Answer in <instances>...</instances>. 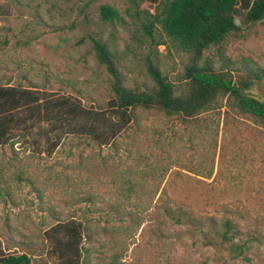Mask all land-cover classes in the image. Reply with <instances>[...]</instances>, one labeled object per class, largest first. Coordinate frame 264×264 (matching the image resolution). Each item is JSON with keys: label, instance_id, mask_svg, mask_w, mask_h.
I'll list each match as a JSON object with an SVG mask.
<instances>
[{"label": "rangeland", "instance_id": "rangeland-1", "mask_svg": "<svg viewBox=\"0 0 264 264\" xmlns=\"http://www.w3.org/2000/svg\"><path fill=\"white\" fill-rule=\"evenodd\" d=\"M159 1L0 0V85L70 95L109 112L114 79L97 61L100 40L127 88L154 87L153 64L182 94L189 55L159 30L144 31L146 11L154 14ZM104 6L119 18L104 20ZM236 18L243 26L225 52L212 47L205 57L216 71L248 80L245 69L264 70V20ZM251 92L264 100V79ZM227 99L187 120L139 110L106 146L68 135L49 154L55 138L38 127L15 131L14 143L0 145V255L56 264L45 232L76 219L84 225L82 264H264V125L229 109ZM176 208L238 220L245 256L169 218L166 209L177 215Z\"/></svg>", "mask_w": 264, "mask_h": 264}, {"label": "trees", "instance_id": "trees-1", "mask_svg": "<svg viewBox=\"0 0 264 264\" xmlns=\"http://www.w3.org/2000/svg\"><path fill=\"white\" fill-rule=\"evenodd\" d=\"M101 14L108 21L119 18L109 6L102 7ZM146 14L149 20L144 31L150 37L154 30H159L176 49L189 55L183 76L188 88L185 92L178 95L172 82L153 64L148 73L154 87L143 91L127 88L117 68L116 55L106 43L97 40L94 42L97 61L114 79L110 111L87 108L80 99L70 95L0 85V145L14 143L15 131L31 134L38 127L37 132L43 137L56 139L49 154L68 135L90 137L106 146L135 120L139 110L187 120L219 106V100L225 98L229 109L264 125V100L251 92L256 82L264 79V70L245 69L250 73L248 80L234 79L228 71H216L212 61L205 57L212 47L220 57L225 52L229 37L241 31L235 24L237 16L245 17L252 24L264 20V0H161L154 14L149 11ZM42 123H45L43 127ZM175 213L166 209L167 216L178 224H183L185 219L206 237L214 234L236 258L245 256L248 245L236 243L242 233L238 220L226 214L223 219L215 215L192 218L177 208ZM45 237L49 246L47 253L56 264H82L85 237L80 221L58 222L45 232ZM0 264L32 262L27 254H10L0 255Z\"/></svg>", "mask_w": 264, "mask_h": 264}, {"label": "water", "instance_id": "water-1", "mask_svg": "<svg viewBox=\"0 0 264 264\" xmlns=\"http://www.w3.org/2000/svg\"><path fill=\"white\" fill-rule=\"evenodd\" d=\"M235 24H236V26H238V27H242V26H243L242 23H241V21H239L238 18H235Z\"/></svg>", "mask_w": 264, "mask_h": 264}]
</instances>
